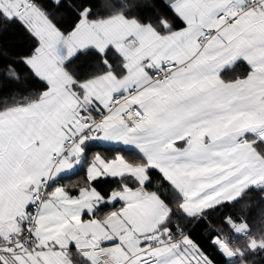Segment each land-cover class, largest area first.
Here are the masks:
<instances>
[{
  "label": "snow or ice",
  "instance_id": "6c2138e0",
  "mask_svg": "<svg viewBox=\"0 0 264 264\" xmlns=\"http://www.w3.org/2000/svg\"><path fill=\"white\" fill-rule=\"evenodd\" d=\"M202 222L264 264V0H0V264H216Z\"/></svg>",
  "mask_w": 264,
  "mask_h": 264
},
{
  "label": "trees",
  "instance_id": "16d2710c",
  "mask_svg": "<svg viewBox=\"0 0 264 264\" xmlns=\"http://www.w3.org/2000/svg\"><path fill=\"white\" fill-rule=\"evenodd\" d=\"M61 13H63L65 22L71 21V13H69L66 9H61ZM4 42L11 47L17 53H23L30 47V42L27 40L23 29L20 28L19 25L12 26L8 32H6L3 36ZM89 65V61L86 57H80L79 60L76 61L75 67L87 69ZM246 70V65L241 64L238 68L234 70V73L230 72L228 75L240 74ZM4 91L7 92L11 88L15 87V85L10 84L9 82H3ZM92 152H99L105 156L111 157L113 155L112 146H103V145H94L92 147ZM91 155V153H90ZM80 175H83L81 172ZM73 180L79 179V177H72ZM67 182V181H65ZM100 186H102L103 190L108 191L111 187L115 185L111 180H102L100 182ZM226 215L230 216H238V215H246L245 212L241 211L239 205L234 208L225 210ZM256 218L255 213L251 215L249 218V223L252 224L253 220ZM209 221L211 224L215 225L217 228H223L227 230V225L223 223L222 220L219 219V215L216 217H210ZM191 228L190 235L191 237L205 250L207 254L210 255L216 261V264H225V258L221 256L215 247L210 244V238L215 235V233L209 231L208 223H198L189 226Z\"/></svg>",
  "mask_w": 264,
  "mask_h": 264
},
{
  "label": "crops",
  "instance_id": "0c3cea01",
  "mask_svg": "<svg viewBox=\"0 0 264 264\" xmlns=\"http://www.w3.org/2000/svg\"><path fill=\"white\" fill-rule=\"evenodd\" d=\"M103 146H110V145H103ZM101 154V153H100ZM103 155V154H102Z\"/></svg>",
  "mask_w": 264,
  "mask_h": 264
}]
</instances>
